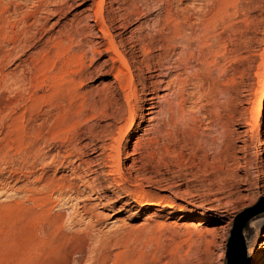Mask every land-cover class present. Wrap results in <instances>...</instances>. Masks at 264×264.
<instances>
[{"label":"rangeland","instance_id":"1","mask_svg":"<svg viewBox=\"0 0 264 264\" xmlns=\"http://www.w3.org/2000/svg\"><path fill=\"white\" fill-rule=\"evenodd\" d=\"M176 28L204 36V124L196 98L187 138L138 117L124 176L110 171L127 102L104 49L116 42L141 90L143 47L156 56ZM98 40L103 54L89 50ZM169 48L178 64L181 45ZM263 82L264 0H0V264H228L235 220L264 208V119L252 126ZM90 139L102 149L75 162ZM244 235L246 264H264V212Z\"/></svg>","mask_w":264,"mask_h":264},{"label":"bare ground","instance_id":"2","mask_svg":"<svg viewBox=\"0 0 264 264\" xmlns=\"http://www.w3.org/2000/svg\"><path fill=\"white\" fill-rule=\"evenodd\" d=\"M221 4H223V3H221ZM216 9H218V8L216 7ZM214 11H216V10H214ZM219 12L221 13L220 9H219ZM220 13H217V14H220ZM212 15L213 14H211V16ZM212 19H214V18H212ZM171 22H172V20H171ZM178 22H179V20H178ZM209 24H210V22H209ZM179 25H180V23H179ZM171 27H172V25H171ZM183 30H184V28H176L175 31H177V32H175L173 30L174 32L172 34L163 35L162 38H161L162 43L160 45V48L156 49V50H160L161 53L157 54L156 56L152 55V49L146 47V45L143 47L144 57H146L145 58V60H146L145 61V69H146L147 73H149V75L145 77V79L148 82V85L145 86V88H143L141 90H138L136 88L137 87L135 85V81L136 80H135L134 74H133V72L131 70L129 61L125 57V54H123L122 51L119 50L118 46L116 45V42L114 40H112L110 42V44L104 49V51L106 53H109V54L114 53L115 56L110 57V59H112V61H119L121 63L120 66H114L112 69H115L114 71H116V73L113 74V75H114L115 79L117 80L119 86L122 89H124V91H125L124 97H125V100L127 102V116H125V114L122 115L121 119L124 121V123L121 126L118 127L117 135L113 136V138L111 140V143L109 145V152L107 151L108 152V154H107L108 158L107 159H109V162H110L108 164V166H110L112 168V169H110V171L117 172L118 174L123 175L122 174L123 173V171H122V162H121V159H120L121 158L120 155H121L123 143H124L125 137L127 136L128 131L130 130V128L132 129L134 127V125L136 124L138 117L146 118L147 116H149L150 117L149 119L157 120V124L153 128V130L157 134L172 135L173 132L175 130L177 131V128H179V126H180L181 131L184 134L185 138L188 137V129H190L191 126L194 127L195 126V122L196 123L201 122V123L204 124V113H203V111H204V36L195 35L192 32L188 33L186 31H185L186 33H183L182 32ZM107 33H109V32H107ZM91 43H93V42H91ZM176 44H177V46L181 45V50L178 52L179 53V57L177 56L179 58L178 64L173 65L172 63H168L167 61H165V60H167V59H165V56L168 53V47H170V48L173 47V49L176 51ZM94 45H95V47L92 49V47L90 46L89 50H92V52L94 54L95 53L103 54L102 53L103 50H101V48L103 46V42L101 40L100 41L98 40L97 42L94 43ZM142 46H143V44H142ZM87 50L88 49H86V51ZM153 50H155V49H153ZM86 51H84V53ZM173 55H174V53H173ZM79 56H81V55H79ZM169 57H168V59H169ZM90 62H91V60H90ZM181 69L184 70V71H188L189 74L187 73V75H183L182 72L178 73V71L181 70ZM84 73L85 72H84L83 69H81L79 71V74L77 73L78 74V82H79V85H80L78 90H79V95H80V97L82 99H85L86 96H87L86 92L82 91V88L85 85V79H86L84 77ZM100 74H101V72H100ZM164 84H165L164 90H166L167 93L164 94V95H160L159 88H160V86H162ZM261 87H262V89H261L262 94L259 93L260 95L255 98L254 103H253L254 104L253 112H252L253 113V116H252L253 125L252 126H254L255 129L257 128L258 130L263 127V119H264V82H263V85ZM87 92H89V91H87ZM259 92H260V89H259ZM210 95H211V93H210ZM195 98L198 99V101L200 102V107H199V111L198 112H200V114H201L200 116L201 117H200V121L199 122L197 120L198 116L196 118V116L191 115V112H190L191 108L188 109V107H187V104L191 103L193 101V99H195ZM213 98H211V99H213ZM216 98H218V97L216 96ZM209 99H210V97H209ZM72 101H74V100H72ZM72 101H71V103H72ZM212 103H213V100H212ZM109 107H110V105H109ZM63 110H65V109H63ZM77 110H78V107H77ZM77 110L75 109L76 112H77ZM145 111H147V112H145ZM139 112H141L140 113L141 115L139 114ZM216 112L217 111H215L214 113H216ZM196 114H197V112H196ZM211 121H213V120H211ZM247 124H249V122ZM197 125H199V124H197ZM199 127H201L202 130L197 132L196 131L197 129H196L195 130L196 133L195 132H193V133L190 132V133H192V134L195 133L194 136H195V140H197V142H198L197 143L198 147L201 146L199 144H202L203 147H204V128L201 126V124L199 125ZM195 128H196V126H195ZM195 128H193V129H195ZM198 130H199V128H198ZM228 133H230V132H228ZM190 136L191 135H189V137ZM230 136L232 137L233 135L230 134ZM90 140L92 141V144H91V146H89L87 148V152H84L83 149H81L82 146L81 147H77L78 151H77V158H76L75 162L85 163L86 161L83 160V159H84V156L89 153V151H91V154H93V153H96V152H98L99 150L102 149V147L99 148V146L96 143L93 142V139H90ZM215 141H217V140H215ZM235 142H236V140H235ZM206 144H207V142H206ZM203 147L201 146V149ZM91 162H92V160H91ZM89 170H91V169L89 168ZM111 174H112V172H111ZM75 177L81 178V179L84 178V180H85L84 183H87V185L90 187V189H93L94 185H92V182H89V180H87L85 178V176L78 174V175H75Z\"/></svg>","mask_w":264,"mask_h":264},{"label":"water","instance_id":"3","mask_svg":"<svg viewBox=\"0 0 264 264\" xmlns=\"http://www.w3.org/2000/svg\"><path fill=\"white\" fill-rule=\"evenodd\" d=\"M264 212V208H255L237 217L229 239L228 264H246V239L244 229L255 215Z\"/></svg>","mask_w":264,"mask_h":264}]
</instances>
